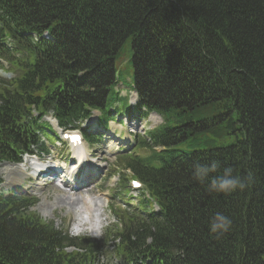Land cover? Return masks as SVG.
Wrapping results in <instances>:
<instances>
[{"label":"trees","instance_id":"1","mask_svg":"<svg viewBox=\"0 0 264 264\" xmlns=\"http://www.w3.org/2000/svg\"><path fill=\"white\" fill-rule=\"evenodd\" d=\"M28 2L34 16H57L70 23V43L64 45L67 60L47 63L48 74H61L62 67L77 59L96 78L102 77L110 68L108 60L133 38L134 59L144 71L146 83L139 93L145 104L161 113L164 105L173 107L171 103L187 107L170 115L166 125L148 134L149 142L120 161L119 167L129 170L120 174L123 188L135 178L144 185L142 193L151 197L138 204V215L117 214L111 242H118L128 258L124 264H138L134 259L141 258L150 259V264H264V0ZM111 84L88 85L77 97L94 108ZM38 85L33 78L31 88ZM17 106V101L9 105L4 100L0 107V134L6 137L14 136L10 127ZM172 117L175 121L169 124ZM190 126L206 137V151L187 162L201 145L197 140L187 144ZM216 129L220 139L211 138ZM213 160L219 168L211 176L231 167L233 175L251 173L250 185L231 193L209 191L210 179L198 181L194 172L196 165ZM216 213L232 220L219 238L209 229ZM36 224L45 230L37 220L26 225L27 232L0 219V264L53 261L60 236L36 237ZM62 239L84 251L79 264H93L107 250L87 238Z\"/></svg>","mask_w":264,"mask_h":264},{"label":"rangeland","instance_id":"2","mask_svg":"<svg viewBox=\"0 0 264 264\" xmlns=\"http://www.w3.org/2000/svg\"><path fill=\"white\" fill-rule=\"evenodd\" d=\"M183 13H186V11H183ZM131 55H132V52H128V50H125L123 60L119 61L117 63V68L121 73L120 74L121 75L120 80L122 81V84L127 83L128 80H131L133 77L132 65L128 64L129 62H131ZM128 85H130V83H128ZM121 95L124 96L122 93H121ZM124 109L128 110L127 107L126 108L124 107ZM98 116H96L92 125L97 124V117ZM106 120H107V118L105 119V121ZM157 122H159V119L152 118V117H150L149 119H146V120H140L141 125H140L139 129L136 130V132H138L141 135H144V133L148 129L151 128V125L156 124ZM114 129L116 131H118L119 133L120 132L124 133L122 140L128 139V137L126 136L128 128L126 126H124L123 128L116 126ZM107 141L110 142L113 140H111L110 138H107ZM132 143H133L132 148H134L136 145L134 139H132ZM109 144H110V147H112L111 146L112 142ZM118 144L119 143H117V145ZM126 149H127L126 146L122 145V151H124ZM84 152L86 153L87 151L85 150ZM92 152L95 153L96 155H100L103 158V162L100 165H98L102 169V174H101V180H99L97 182V184L99 185L97 187V189H95L94 191H92L90 193H82V195H77V194H75L76 191H74V190H70V191L69 190H53L52 188H49L50 189L49 194L46 195V198L56 196L54 198V203L56 204L57 209L54 210L53 208H50L51 213L54 214L53 217L56 216V217L60 218L56 222V224H57V226H55L56 230H59L65 224H68L69 227L73 226V231L71 230L72 237L89 236L91 238L100 239L101 235H103V232L100 234V231H99V230H101L100 226L103 225V227L106 228L107 225H109L111 222H113V219L109 215L108 208H107V204H109L110 199H112V197L110 196V193L107 190H103V189H105V187L107 185L106 180H107L109 173L111 171V167L109 165L113 164L116 161L117 154H113L116 152V150L111 151L112 154H109V150L107 151L105 148L100 146L99 143H97L95 145ZM95 158H96V161H98V158L97 157H95ZM81 161L82 160H80V162ZM4 168L7 171L9 170V167H7V166ZM19 170H16L17 174H19ZM10 180L11 179H9V183H10ZM116 181H117V178H115V180H113V182H112L113 186L116 183ZM61 192L66 193V194L64 196L57 195V194H61ZM131 196L133 198L137 199L139 196V193L132 192ZM69 202H71L73 205H75L73 208H75L78 205H81V206L76 208L73 212L70 209V207H72V206L69 204ZM100 202H105V206L103 203H100ZM95 204H100L102 207V211H101L100 215H101V218L103 219V222H102V224L98 225V228L96 225L98 223V222L96 223V221H97L96 219L98 218V210L96 207H93ZM129 204L133 205L135 208L138 207V203L134 202L133 200H129ZM119 206L123 207L125 205L120 202ZM83 209L86 210L88 216L83 217L80 214L79 211L83 210ZM93 214H94V216H93ZM79 219L82 220V222H83L80 226H79ZM75 226L80 227V229H83V231L82 230H76ZM101 262L103 264H110V263H108L107 259H105ZM112 264H115V263H112Z\"/></svg>","mask_w":264,"mask_h":264},{"label":"clouds","instance_id":"3","mask_svg":"<svg viewBox=\"0 0 264 264\" xmlns=\"http://www.w3.org/2000/svg\"><path fill=\"white\" fill-rule=\"evenodd\" d=\"M218 168L219 162L215 160L210 165H196L194 176L201 182L205 179H210L208 190L218 193H231L237 189L244 190L251 183V173L246 177L233 175V169L231 167L224 168L222 175L211 176L210 174L217 172ZM231 226L232 220L230 217L222 213H216L210 221L209 229L212 234H215L219 238L228 232Z\"/></svg>","mask_w":264,"mask_h":264},{"label":"bare ground","instance_id":"4","mask_svg":"<svg viewBox=\"0 0 264 264\" xmlns=\"http://www.w3.org/2000/svg\"><path fill=\"white\" fill-rule=\"evenodd\" d=\"M121 85H123L122 83H121ZM123 98H124V96H123ZM137 106V105H136ZM127 109H129V107L127 106ZM90 136V135H89ZM112 147L114 146V144L112 143V145H111ZM114 151V150H113ZM80 160H82V158L80 157L79 158ZM19 173H20V170H19ZM9 184H11L12 186H14L15 185V183H14V181L11 179L10 180V183ZM57 202V201H56ZM89 202V201H88ZM128 203H129V200H128ZM58 204V203H57ZM139 204V203H138ZM96 209V208H95ZM96 211V210H95ZM156 212V211H155ZM80 226V225H79ZM84 228V227H83ZM100 228H102V226H100Z\"/></svg>","mask_w":264,"mask_h":264}]
</instances>
